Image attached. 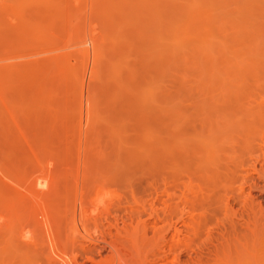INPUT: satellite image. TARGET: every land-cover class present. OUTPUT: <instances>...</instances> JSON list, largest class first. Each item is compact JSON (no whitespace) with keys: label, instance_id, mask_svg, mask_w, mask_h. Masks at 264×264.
Listing matches in <instances>:
<instances>
[{"label":"rangeland","instance_id":"374dc122","mask_svg":"<svg viewBox=\"0 0 264 264\" xmlns=\"http://www.w3.org/2000/svg\"><path fill=\"white\" fill-rule=\"evenodd\" d=\"M262 107L264 0H0V264H264Z\"/></svg>","mask_w":264,"mask_h":264},{"label":"bare ground","instance_id":"6f19581e","mask_svg":"<svg viewBox=\"0 0 264 264\" xmlns=\"http://www.w3.org/2000/svg\"><path fill=\"white\" fill-rule=\"evenodd\" d=\"M263 108V107H262ZM259 109H260V107H259ZM264 109V108H263ZM254 117H257V118H264V114H254ZM256 142H259V143H263L264 144V136L261 134L260 135V137H255V136H252V135H249V132H247V133H245V135H244V145H245V147H247L249 150L252 148V146L254 145V143H256ZM211 165H213V164H211ZM258 165H259V167H255L254 165L253 166H251V169H252V171L254 172V173H256L257 174V176H258V180H263L264 181V159H263V161H261V162H259L258 163ZM243 177H245L247 180H248V182L247 183H251L252 184V187H251V189H258V180H254L250 175H248L247 173H245L244 175H243ZM260 189V191L261 190H263V189H261V188H259ZM169 200H170V206H169V209L170 208H172L173 209V207H172V204L174 203V202H176L174 205V209H177V207H179L178 206V203L182 200L180 197L178 198V201H176V200H174L173 198L171 199V197L169 196ZM94 202V201H93ZM96 202V201H95ZM178 202V203H177ZM92 203V202H91ZM181 203V202H180ZM101 204V203H100ZM93 205V204H92ZM97 205V204H96ZM111 205V207H112V204H110ZM181 205V204H180ZM110 207V206H109ZM113 207H117V205H115V206H113ZM141 209L143 210V208L145 207V204L143 203V204H141ZM170 211V210H169ZM130 214H131V217H132V219H131V223H130V225L129 226H127V224L126 223H124V225L122 226L123 228H124V233H126L128 236H133V238L134 237H136L137 236V233L139 232V233H141L142 232V234H147V231H150V230H148V229H150L151 227V224H150V226H149V224H147V223H145V222H142L141 221V211H138V210H136V209H130ZM163 220V219H162ZM106 221H107V223H108V226L109 227H113V228H115V229H119L118 228V220H109V219H106ZM134 221H136V222H134ZM74 222H76L75 221V219H74ZM143 223V224H142ZM98 224H96V226H97ZM95 225H94V227H96ZM150 228H149V227ZM101 228V226H99L98 225V228ZM152 227H155V226H152ZM89 227H88V225H84L83 223H82V231L85 233V235H86V237H87V243H96V244H98V241L97 240H93L92 238H91V235H90V232H89ZM95 229H97V228H95ZM154 229V228H153ZM107 235H106V233H102V241H104L105 243H106V245H108V246H110L112 249H114L115 250V252H116V255H117V258H118V260H117V262H118V264H122V263H120L121 261H122V256L119 254V252H118V250H117V248H116V245H115V242L116 241H113L112 239H109V241L107 240ZM63 247V246H62ZM85 249H89V248H85ZM98 249L99 250H104L105 249V247L104 246H99L98 247ZM73 251H75V249H72ZM70 264H77V261H76V258H72V260H71V262H70Z\"/></svg>","mask_w":264,"mask_h":264}]
</instances>
